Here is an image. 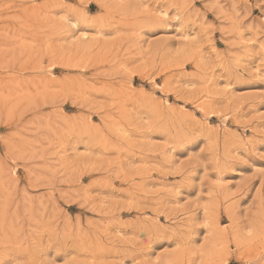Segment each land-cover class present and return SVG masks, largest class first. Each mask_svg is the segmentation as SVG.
<instances>
[{"label": "rangeland", "instance_id": "1", "mask_svg": "<svg viewBox=\"0 0 264 264\" xmlns=\"http://www.w3.org/2000/svg\"><path fill=\"white\" fill-rule=\"evenodd\" d=\"M0 264H264V0H0Z\"/></svg>", "mask_w": 264, "mask_h": 264}]
</instances>
